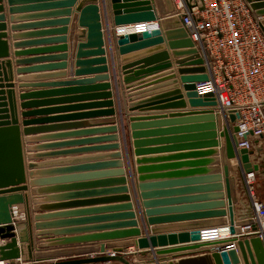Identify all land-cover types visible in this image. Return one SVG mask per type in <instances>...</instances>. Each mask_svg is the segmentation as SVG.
<instances>
[{
	"label": "water",
	"instance_id": "obj_1",
	"mask_svg": "<svg viewBox=\"0 0 264 264\" xmlns=\"http://www.w3.org/2000/svg\"><path fill=\"white\" fill-rule=\"evenodd\" d=\"M74 1L66 0L59 3L58 7H71ZM250 4L255 15L261 18L260 27L264 32V0H247ZM100 4V5H99ZM176 13V7L173 0H96L84 6L81 9L80 15V27L84 28L80 37H87V42L80 44V60L77 63V67H85L78 71L86 74H103L99 77H93L90 79L81 80L78 83L85 85L94 81H109L111 76L109 73V67L107 66L108 59L104 57L107 54L105 46L109 48V55L111 52L110 60L113 63L118 58V65L113 68V73L117 71L123 77V82L127 86L135 80L136 76L140 73H134L132 69L136 66L144 65L147 68L150 67L146 73H152L158 69H167L172 67V63L169 62L171 57L178 59L176 65H178V74L180 75V81L185 91V97L191 108H201L199 112L188 113L189 122L195 123L194 126L189 127L190 130L196 133L189 138L194 139L196 142L193 150L186 155H178L171 157H143L147 154V151L142 149L144 142L140 141L144 134L136 132L140 128L138 123L131 125L132 137L135 140L133 146L135 148L134 155L136 156V172L138 190L141 193V199L143 200V215L146 217V222L149 226H153L151 229L152 236L141 237V231L139 229H130L128 231H118L113 233L101 234L89 237H72L78 235L79 231L67 230V231H53L46 232L47 226L59 225V223L48 224L44 215L34 216V229L36 230V236L40 240V244L35 247L34 236L31 231V238L25 235L22 229L24 222H29L32 227L30 210L44 211V207H37L38 204H42L38 197L30 199L24 197L19 192L28 191L30 187L40 188L44 186L43 181L36 180L43 172L42 169L49 166H71L72 169L69 172L74 171H87L88 169H110V171L93 173L90 175H73L62 178L68 184V187H50V189H39V194H45L50 190H58L66 188L68 190L90 189L111 187L114 188L107 190L109 194H128L129 188L127 186V179L125 177L124 163L122 161L123 155L120 152L121 144L114 143L111 145H100L95 147H87L84 149H73L67 151H54L43 152L50 148L31 146L27 147L28 152H34L29 155L30 161H36L28 165L30 170L27 181L25 157L23 141L21 138V132L18 120L15 118V107L9 97V108L6 111H1L0 114H10L11 121L0 123V240L2 245L0 246V260L11 261L25 258V262H33L35 264H99L111 261H118L122 264H133L126 257L120 255L125 247L137 245L139 250L156 247H166L176 244L193 243V245L176 247L171 249H163L155 252L157 256H164L178 252H184L188 250H195L200 248H209L205 252H210L211 255L207 257H196L186 260H181L177 264H242L241 257L244 264H264V241L259 237L252 235H244L243 228L251 226L253 231L257 230L255 221L250 215L246 219H239L237 215L238 205L240 199L237 195L239 188V178L237 173L240 171L245 174L258 173L260 171V165L254 163L251 159L255 155V151L248 148H239L238 139L235 133L239 132V127L235 125L237 123V117L229 111V120L233 125L232 131L234 133L233 138L227 126H223V116L218 109V102L214 98L213 94L208 93L206 87H199L208 81L209 77L204 66V60L200 57L197 48L195 47L192 39L189 38L188 32L182 26L179 17L174 15ZM67 17L70 15V11L65 14ZM106 18L108 24L111 19V23L114 27H118L116 31L106 32ZM2 20V17H0ZM156 21L158 26L156 29L146 31L143 33H118V29L147 22ZM68 19L55 22L56 24H65ZM109 26V25H108ZM65 29L62 31L65 33ZM122 31V30H120ZM61 32V31H59ZM79 37V36H78ZM4 36L0 35V39ZM113 47L114 52L113 53ZM83 49H95L90 53H83ZM88 56H100V59H92L89 61H83ZM117 56V57H116ZM6 57L5 55L0 58ZM82 59V60H81ZM136 60H139L136 62ZM141 60V61H140ZM161 65L156 64L165 62ZM136 62V63H134ZM92 65H106L93 69ZM10 68L9 64L1 63L0 68ZM145 67V68H146ZM143 69V68H141ZM139 69V70H141ZM142 72V71H140ZM172 79L177 80L175 72ZM120 77V75H118ZM116 78L113 74V79ZM175 84V83H174ZM8 88H12L9 86ZM112 85L106 84L104 86L96 87V89L111 90ZM130 87H127V89ZM177 88V87H176ZM181 89H174L169 96H177L178 99L184 98ZM106 98L112 99L113 93L108 92L105 95ZM26 95H21V100L26 99ZM132 98V97H130ZM132 99L129 101L130 111H134L141 108L144 103H132ZM146 103V102H145ZM7 105L0 108H5ZM35 105L25 104L22 108L29 109V111L23 113V117H33L39 113L31 111ZM111 107L105 112H96L88 115L89 117L102 116H115L117 114L113 100L108 101L106 105L102 107ZM174 106L185 107L186 102L180 101L174 104ZM217 110V112H216ZM6 120H9L6 117ZM144 118L131 117V122H137ZM43 121L26 120L25 126L30 124L42 123ZM116 120L111 124L112 127L108 129H100L98 133H117L118 127L115 125ZM40 130V129H39ZM39 130H26L25 134H37L45 131ZM42 130V129H41ZM51 131V130H47ZM250 135H253L250 133ZM225 139V145L221 144L218 138ZM245 140L248 135L243 137ZM119 135H114L109 138L97 139L91 143H101L108 141H118ZM41 141H45L38 138L27 139L29 144H37ZM92 145V144H91ZM235 147L239 148L236 152ZM101 155H90L88 157H80L81 155H88L100 152H109ZM75 156V157H74ZM221 156V158H220ZM239 156L240 165L234 167L233 162ZM60 157H73L66 161L60 162H42L43 160ZM187 158V161L173 164H160L158 162L164 161L163 159L170 158ZM108 163L102 164L99 162ZM96 164L89 167L88 164ZM221 165L223 167H221ZM81 166V167H79ZM240 166V167H239ZM120 168V169H116ZM194 178V179H193ZM225 182V186L224 183ZM56 184V183H52ZM193 184H199L200 187L184 189L182 191H170L167 193H154L152 190L162 188H172L174 186H189ZM225 190V192H224ZM201 194L196 197H181L177 199L166 200H154L160 195H175L177 193H195ZM18 193V194H17ZM56 197L45 199L47 201H54ZM226 200V201H225ZM45 202V201H43ZM128 202L126 205H120L116 207H110L104 209L110 212H124L122 214L110 215L100 217L96 220H117V219H132V221L125 224H117L112 226L103 227L100 230H112V229H124V228H138L139 223L136 220L137 215L134 212V205L131 203V196L124 195L121 198L112 199V201L104 202ZM24 205V219L19 221H13L15 218L12 214V208L14 206ZM171 206V207H158ZM22 216V217H23ZM93 220V219H91ZM71 223V222H70ZM169 224V225H161ZM228 227L230 234L234 237L229 239L219 240L216 242H202L201 232L202 229H214ZM69 236V237H65ZM58 237H65L60 239H54ZM139 237L137 242L129 239L128 241H117L101 245L100 249L94 247H67L69 249H62L59 251H47L46 241L54 242L53 246L61 245H74L81 242H94L110 239H124ZM58 240V241H55ZM45 242V243H44ZM60 242V243H59ZM62 242V243H61ZM236 246V248H234ZM36 248V249H35ZM106 249H112V255H101L99 257H90L77 259L72 261H59L56 263H42L48 261L52 257H64L73 255H87L92 252H98L105 254ZM36 250L35 255L33 251ZM240 253V255H239ZM145 256V255H144ZM241 256V257H240ZM155 261H147L148 264H155ZM145 264V263H138ZM168 264H174L172 262Z\"/></svg>",
	"mask_w": 264,
	"mask_h": 264
},
{
	"label": "crops",
	"instance_id": "obj_2",
	"mask_svg": "<svg viewBox=\"0 0 264 264\" xmlns=\"http://www.w3.org/2000/svg\"><path fill=\"white\" fill-rule=\"evenodd\" d=\"M66 0H0V35L4 38L0 39V56L6 57L0 58L1 63L10 65V68H0V105L5 108H0V112L6 111L9 108V97L15 107V118L18 120L21 138L23 141L25 167L27 181L29 183L28 174L30 170L28 165L36 163V161H30L29 155L34 152H28L27 147L39 146L47 149L43 152L54 151H67L73 149H84L87 147H95L100 145H111L114 143H120L124 163L125 177L127 179V186L129 188L128 194H109L107 190L114 188L101 187L79 190H68L61 188L58 190H50L45 194H39V189H50V187H68V184L62 178L73 175H90L93 173H100L110 171V169H95L91 168L87 171H74L69 172L72 169L71 166H49L42 169L43 172L36 180L43 181L44 186L40 188L30 187L28 191L19 192L24 197H28L31 201L33 197H38L42 204H38L37 207H44V211L30 210V217L32 227L29 222L22 224V229L25 235L31 238V231L34 238L35 247L40 244L36 236V230L34 229V216L44 215L48 224L59 223L55 226H47L46 232L53 231H67L74 230L79 231L78 235L72 237H89L101 234L113 233L118 231H128L130 229H139L141 231V237L152 236L151 229L153 226H149L146 222V217L143 215L144 208L142 206L143 200L141 199V193L138 190L137 172H136V156L134 155L135 148L133 146L134 139L132 137L133 130L131 125L138 123L140 128L135 130L136 132L144 134V137L140 141L144 142L142 149L147 151L143 157L157 158V157H171L178 155H186L196 150H193L196 142L194 139L189 138L196 135L195 132L189 129L195 125L193 122H189L188 113L199 112L201 108H191L188 100L185 97V91L180 81V75L178 74V65L176 62L178 59L173 57L168 60L172 63V67L167 69H158L152 73H146L150 67L144 65L136 66L132 69V74L140 73L135 77V80L127 86L123 82V77L117 71L113 73L114 65H118V58L113 63L110 60L111 52L109 55V48L105 46L107 54L104 56L108 59L107 66L109 67V75L111 79L109 81H94L85 85L78 83L81 80L90 79L93 77H99L105 73L86 74L78 71L88 69L87 66L81 68L77 67V63L80 60V44L87 42V37L81 38L80 35L84 28L80 27V15L81 9L87 4L96 0H72L74 1L71 7H58L59 3ZM71 1V0H70ZM110 3V0H108ZM100 5V4H99ZM70 11V15L67 17L66 12ZM68 19L65 24H56L57 21H63ZM109 25V26H108ZM151 25V24H149ZM106 32H113L118 27H114L106 18ZM66 30L63 33V30ZM134 31L136 26L126 28ZM61 31V32H59ZM79 36V37H78ZM83 53H90L95 49H83ZM113 53L114 47H113ZM117 57V56H116ZM83 61H89L92 59H100V56H88ZM81 59V60H82ZM139 60H136L138 62ZM141 61V60H140ZM134 62V63H136ZM165 62H160L157 65H161ZM106 65H92L93 69L104 67ZM146 67V68H145ZM143 68V69H141ZM141 69V70H139ZM142 71V72H140ZM175 72L177 80L172 79ZM113 74L116 78L113 79ZM120 75V77L118 76ZM80 81V82H78ZM175 83V84H174ZM111 84V90H100L96 87ZM12 86V88H8ZM127 87H130L127 89ZM177 87V88H176ZM174 89H181L184 98L178 99L177 96H169ZM108 92L113 93V98L108 99L105 95ZM21 95H26V99L21 100ZM132 97V98H130ZM132 99V103H144L140 109L130 111L129 101ZM113 100L115 102V110L117 114L115 116H96L89 117L91 113H100L112 109L111 107H102L106 105L108 101ZM180 101H185V107L174 106V104ZM146 102V103H145ZM32 104L35 105L31 111H36V116L23 117V113L29 111V109L22 108V105ZM191 111V112H189ZM217 112V110H216ZM221 112V111H219ZM222 114V112H221ZM223 116V126H230L229 120L227 121ZM8 117L9 120H6ZM144 118L137 122H131L130 118ZM10 114H0V123H5L10 120ZM43 121L42 123L30 124L28 126L23 125L26 120ZM116 120V126L118 127L117 133H98L100 129H108L112 127L111 124ZM39 130L45 131L37 134L26 135V130ZM42 129V130H41ZM51 130V131H47ZM114 135H119V140L108 141L101 143H91L97 139L109 138ZM42 139L37 144H29L27 139ZM222 145H225V139L218 138ZM252 150L255 151V155L251 157L254 163L260 165V171L256 173V182L254 185L256 197L264 203V149L256 146L254 141ZM92 144V145H91ZM237 152V149H235ZM109 152H100L94 154L81 155L80 157H88L90 155H101ZM75 157V156H74ZM73 157H60L43 160L42 162H60L72 159ZM221 158V156H220ZM239 156L235 160L234 167L240 165ZM157 165L160 164H173L187 161V158H170L163 159ZM102 164L108 163L99 162ZM97 164V163H96ZM88 164L90 165H96ZM239 166V167H240ZM81 167V166H79ZM221 167H223L221 165ZM120 169V168H116ZM239 178V188L237 195L240 199L238 207V218L246 219L251 215L252 206L251 199L246 191L244 183V172L237 173ZM194 179V178H193ZM56 183V184H52ZM224 186L225 182L223 181ZM200 187L199 184H193L189 186H174L172 188H162L152 190L154 193H167L170 191H182L184 189ZM225 192V190H224ZM226 193V192H225ZM18 194V193H17ZM124 195L131 196V203L134 205V212L137 215L136 220L139 223L138 228H124V229H112V230H100L103 227L125 224L132 219H117V220H96L100 217L122 214L124 212H110L104 209L110 207H116L120 205H126L128 202H113L112 199L121 198ZM201 194L195 193H177L175 195L162 194L154 200H166L177 199L181 197H196ZM56 197L54 201H47L45 199ZM45 201V202H43ZM226 201V200H225ZM21 220L24 219V205H18ZM171 207V206H164ZM158 207V208H164ZM23 216V217H22ZM17 217L13 221H19ZM93 219V220H91ZM71 222V223H70ZM169 225V224H161ZM209 229H202L206 231ZM228 230V229H224ZM69 237V236H65ZM65 237H58L54 239H60V241L67 239ZM132 239L137 242L139 237L124 238V239H110L94 242H81L74 245H61L53 246L54 242L46 241L47 251H59L62 249H69L67 247H94L100 249L101 245L117 241H128ZM229 239V238H226ZM224 240V239H223ZM40 241V242H39ZM58 241V240H55ZM45 243V242H44ZM60 243V242H59ZM62 243V242H61ZM193 243L176 244L166 247L147 248L139 250L137 245L125 247L120 255L130 260V263L138 264L145 263L147 261H155V264H168L170 262L177 264L181 260H186L196 257H207L211 255L210 252H205L211 247L200 248L195 250H188L184 252L173 253L164 256H157L155 252L163 249H171L176 247H183L193 245ZM36 249V248H35ZM36 250L33 251L35 255ZM112 249H106L105 254L98 252H92L87 255H73L64 257H52L48 261L42 263H56L59 261H72L83 258L99 257L101 255H112ZM145 255V256H144ZM240 255V253H239ZM241 257V256H240ZM26 258V257H25ZM25 258H21L23 264H35L33 262H25ZM241 263L244 261L241 257ZM99 264H122L118 261H111ZM209 264H211L209 262Z\"/></svg>",
	"mask_w": 264,
	"mask_h": 264
},
{
	"label": "built area",
	"instance_id": "obj_3",
	"mask_svg": "<svg viewBox=\"0 0 264 264\" xmlns=\"http://www.w3.org/2000/svg\"><path fill=\"white\" fill-rule=\"evenodd\" d=\"M173 3L176 7L174 15L180 18L204 60L209 79L199 87H206L208 93L213 94L227 121L229 111L237 117L235 125L239 132L235 136L239 148L252 149L254 141L261 147L264 145V32L260 27L261 18L255 15L247 0H173ZM157 26L137 24L134 32L151 31ZM232 127V124L227 126L231 138L234 135ZM245 135H248L246 140ZM255 182L256 173L245 174L244 183L257 230L253 231L251 226L242 230L244 235L264 241V203L256 197ZM19 211L14 206L13 216L17 217ZM230 237L234 236L230 233L222 236L220 228L201 232L202 242ZM1 264L23 263L17 259L1 261Z\"/></svg>",
	"mask_w": 264,
	"mask_h": 264
},
{
	"label": "bare ground",
	"instance_id": "obj_4",
	"mask_svg": "<svg viewBox=\"0 0 264 264\" xmlns=\"http://www.w3.org/2000/svg\"><path fill=\"white\" fill-rule=\"evenodd\" d=\"M147 23H148V24H151V26H154V25L157 24L156 21H153V22H147ZM147 23H141V24H147ZM136 25H137V24L124 26L123 28H124L125 30H123L122 28H120V29H118V33H125L126 31H127V33H132V32H134V31L130 32L131 30H128V29H126V28L131 27V26H136ZM120 30H122V31H120ZM132 30H135V29H132ZM220 105H221V103H220ZM218 109L221 111L219 105H218ZM224 118H225V117H224ZM226 126H227V125H226ZM238 160H240V159H238ZM233 164H235V162H233ZM18 209H19V208H18ZM17 218H18V219L21 218L20 213L17 215ZM224 229H228V230H224ZM229 233H230V230H229L228 227H222V228H220V234H221L222 236L226 237L227 235H229ZM0 264H1V261H0Z\"/></svg>",
	"mask_w": 264,
	"mask_h": 264
},
{
	"label": "rangeland",
	"instance_id": "obj_5",
	"mask_svg": "<svg viewBox=\"0 0 264 264\" xmlns=\"http://www.w3.org/2000/svg\"><path fill=\"white\" fill-rule=\"evenodd\" d=\"M264 149V145L262 144V146H261V150H263ZM264 151V150H263Z\"/></svg>",
	"mask_w": 264,
	"mask_h": 264
}]
</instances>
